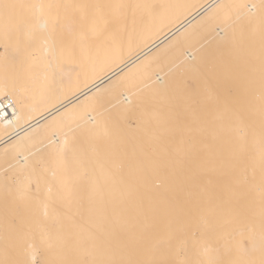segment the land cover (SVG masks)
Instances as JSON below:
<instances>
[{
  "label": "bare ground",
  "instance_id": "bare-ground-1",
  "mask_svg": "<svg viewBox=\"0 0 264 264\" xmlns=\"http://www.w3.org/2000/svg\"><path fill=\"white\" fill-rule=\"evenodd\" d=\"M9 5L16 7L1 18L0 190L13 178L20 184L36 181L31 173L38 171L52 177L41 180L46 194L54 191L57 171L87 173L90 180L65 202L40 203L38 222L24 232L41 241L22 245L26 264H264V45L258 57L247 47L225 55L228 71L240 73L222 79L232 89L233 95L228 89L229 98L224 97L229 104L224 110L222 101L197 109V131H183L187 138L180 131L177 98L163 105L178 123L174 131L167 127L162 139L149 136L157 133L151 102L144 96L137 100L146 90L166 88L175 75L168 73L195 66L198 51L183 47L164 72H152L153 65L226 9L235 10L232 23L216 26L207 41L232 40L238 24L261 20L264 0H11ZM124 19L133 20L126 23L128 30ZM84 44L78 51L83 54L73 55ZM257 63L261 74H244L257 70ZM218 65H209L213 76ZM138 77L144 81L129 90L126 85ZM117 114L129 116L136 126L125 119L127 130L139 127L140 133L125 136L113 123L107 126ZM65 177L68 183L70 176ZM11 229L0 220V232Z\"/></svg>",
  "mask_w": 264,
  "mask_h": 264
},
{
  "label": "rangeland",
  "instance_id": "rangeland-1",
  "mask_svg": "<svg viewBox=\"0 0 264 264\" xmlns=\"http://www.w3.org/2000/svg\"><path fill=\"white\" fill-rule=\"evenodd\" d=\"M4 1H5V3H4ZM10 2H11V0H0V4H1L0 5V22H1L0 23V36H1L0 37V42H2V40H3V29H2L3 28V21L2 20H4L5 12L8 10V9L5 10L2 6L5 5V4L9 5ZM152 10H153V14L156 13V11H157L155 8L152 9ZM234 11L235 10H233V9L224 10L221 14H219L217 17H215L207 26H205L204 28L200 29L192 38H190L189 40L184 41L179 46L178 50H176L175 52L170 53L169 55H167V57H165L164 59L160 60L158 63L153 65V67L151 69L152 72H164V71H167L171 67L172 63L174 62V59L176 58V56L179 53L182 54L184 52V50H189V49L190 50H196L197 49V51H198L199 62L195 66H192V67H190L188 69L183 70L182 73L179 72V71H172V72L168 73V74H173V75L175 74V75L174 76L171 75V77L169 79L168 86L166 88H164V89H150V90H146L144 92V94L142 92V94L139 95V97L140 96L141 97L140 98L138 97L137 100H140L141 98L143 99V96H144L143 100L147 99L145 101V103H148V100H149V103L151 102L150 104H147V105H148L149 109L153 110L152 114H154L157 117V119H156L157 120V124H152L153 132H157V133L151 134L149 136H151L153 138L162 139V137L164 138L166 136L167 127H169L173 131L176 130L177 127L175 125L178 122L175 123L174 119L170 120V118H168L166 116V114H165L166 109L163 107V105L164 106L165 105L166 106L170 105V100L173 99V97L177 98L178 101H176V104L179 103V105H180L181 109L179 108V110H180L179 113H181V115L183 117L187 116L186 117L187 119L185 118L187 120L186 121L187 124L184 121V119H182L183 117L180 119L182 121L181 122L182 126L180 127V131L181 132L186 131V130L193 131V130H195L197 128L194 123H197L196 121H199V115H197L198 114L197 109H199L200 107L209 108L208 107L209 103L215 102L218 105V104H221V103H218L220 101H222V103H223V104H221V107H223V106L227 107L228 106L229 99H228V102H226V100L224 101V97L226 96V98H229V97H227L228 96L227 90L229 89L228 91L231 92L232 89L227 84L228 82H226V83L224 82L225 84L222 83V79H224L225 81H227V80L229 81L228 74H240V73H235V72L228 71L230 69H229V62L227 60L228 57H226V56L228 55L230 50H232V48L236 49V48H241V47H247V50L252 52L254 56L258 57V56L262 55V52H261L262 49L261 48H262V45H264L263 44L264 43V12L260 16L261 20H259V22H257V23L246 22V24L249 25L248 26L249 29L248 28H244V27H247V25H244L245 23L238 24L236 27H234V31H236V32L233 34V36H232L233 38L231 37L232 40L229 39V40H226L224 42H216V41H214V42H211V43L207 41V40H209V38L207 39V37H210V35L212 34V32H213V30H214V28L216 26H221V25L222 26H227L228 24L232 23L233 16L235 15ZM127 15L130 16V14H127ZM128 16H127V18H128ZM137 16H138V14H137ZM1 18H2V20H1ZM131 18L132 17H130L128 19H131ZM139 19L142 20V24H143L144 23V21H143L144 19H142V18H139ZM124 20H125V23L124 22L122 23V21H121V23L123 25L125 24L124 26H126L128 24L127 22H129L130 20H127V21H126V19H124ZM132 21H130L129 24H131ZM121 23L119 25L120 27L118 26V29L119 28L123 29V25H121ZM139 24H140V21H139ZM139 24H138V28H139ZM136 25H134V26L136 27ZM255 25H257V26H255ZM253 26H255L256 28L253 27ZM127 27L128 26H126V28L125 27L124 28L126 30H128ZM252 27L254 28V30H252L253 29ZM262 27H263V29H262ZM138 28H133V30L137 31ZM118 29L116 28L115 30H118ZM255 29H257V30H255ZM126 30H122V31L125 32ZM115 32L117 33V31H115ZM119 32H121V31L119 30ZM126 33H129V35H130L132 32H131V30H129V32H126ZM126 33H124V36H125ZM119 35L123 36L122 34H117V36H119ZM121 36H119V37H121ZM204 43H206V44H204ZM183 47L185 48L184 50L182 49ZM84 48H85V44L80 46V48H78L76 46L75 49L77 51L74 49V54L73 55H76L77 57H80L81 56L80 54H83V52L82 53H78V51L79 50L81 51ZM207 62H208V64H207ZM212 62H214L216 64H219L218 67L215 66L218 69V71H217V69H215L216 71L213 73L214 76L212 75V73L211 74L209 73L211 71V69L214 68V65H216V64H214ZM206 64H207V66L209 68H210V66H213V68L211 67L210 70L206 69V68H208L206 66ZM197 65L201 66V69L204 70V71H201L198 68ZM256 65H257V70H255L254 72H252L250 70V72H248V73L245 72L244 74H261V72L258 69L259 63H257ZM187 70L189 72H185V74L183 75L184 71H187ZM203 72L207 73V74L205 75ZM190 73L194 74V75L190 76ZM215 74H217V75H215ZM177 75H179V76H177ZM208 76L210 78H208ZM226 78H228V79H226ZM208 79L212 80L213 82H211V84H210ZM143 81H144L143 78L138 77V78L134 79V81L132 83H130L129 85H126V86H128V89L130 90V89H133V88L137 87ZM218 82L222 83L221 85H219V87H217L218 86L217 85ZM198 83H200V84H198ZM226 84H227V87L223 86V85H226ZM212 85H217V86H213V87H217L218 89L217 88L216 89L218 90V92H217V90H215V88L212 89ZM220 86L223 87L224 90L226 88V90L225 91L223 90L224 92L222 90H219V89H223ZM147 91H149V93ZM219 91H221L223 93L222 97L219 96V94H222ZM147 93H148V95H146ZM168 93H170L171 96ZM216 93H218V95ZM213 94H214L215 97L213 96ZM229 95H231V94H229ZM232 95H233V93H232ZM216 96H219V99H217ZM209 99H211V101H209ZM215 100H217V101H215ZM204 101L206 102L207 106H206V104L203 106ZM226 103H228L227 106H226ZM216 104L213 103V105H215L214 108H216ZM151 106H153L154 108H150ZM189 106H192V107H189ZM221 107H219V109ZM224 107H223V110L225 109ZM162 108L165 109V111L161 110ZM159 109L161 111H163V112H161ZM189 109H190V111H189ZM220 110H222V108ZM223 110H222V112H224ZM116 116H117V118H114ZM114 117H113L114 120H112V121H115V123L112 122V121L111 122L108 121L109 122L108 123L106 121L105 124L107 126H110L113 123V125H111V127H115V128L117 127V129L119 128L120 132L123 131L121 133L122 135L127 134L129 136V134H130L132 136H137L138 135L137 131H139V133H140L141 130H140L139 127L136 128L135 132H133V130L135 128L133 130L131 129V131H130L129 128L127 130L126 123H125L126 120H127L126 122L129 123V124H127V126L128 125H129V127L130 126L131 127L132 126L133 127L136 126L134 124L133 120L129 116L124 118L123 116H120L119 114H117V115H114ZM188 119H190V120H188ZM213 121L216 122V119H214ZM168 122H170L171 124L168 123ZM208 122L211 123L212 120L208 121ZM119 125H122L123 127L119 126ZM186 125H188V126L186 127ZM123 128H124V130H123ZM152 130H151V125H150V131H152ZM196 131H197V129H196ZM136 133H137V135H136ZM186 133H189V132H185L183 134L184 137L186 136L185 138L188 137L186 135ZM127 135H125V136H127ZM160 135H162V136H160ZM189 136L195 137V136H197V134H194V132H193ZM99 138H101V137H99ZM3 162H5V161H3ZM0 164H2L1 161H0ZM63 173L66 174L63 171L62 172L61 171H57V174L55 175L56 179L51 184V186L55 185L54 186V191H52L53 193H47L48 196H47V194L44 192V190L41 187L42 186L41 180H45L46 179V181L49 182V180L52 177L48 178L49 174L47 172H44V171H42V172L38 171L36 173H31V176H34L35 178H37V180L34 181V182L29 183L30 185L25 183V182H21V184H20L19 180H18L19 182H17V178H13V179L8 181L9 183H6L5 188L3 187V189L0 190V220L4 221L5 223H7V225H9L11 227H14V229H11V231H1L0 232V233H2L0 236L1 237L3 236V238L0 237L1 239H3V243H2V240H1V243H0V264H6V263L7 264H19V262H20V264H26V262H25L26 261V256H25L26 250H23L24 246H22V245L25 244V246H26V243L29 240H31V239L33 241H35L34 239H36V241L39 240V243H40V241H41L40 237H39V239L37 237L27 238L29 236H28V233H26L27 232L26 229L29 226L30 227L31 226L34 227L36 225V222H38V220L40 218L39 210H40V203L41 202H44V201L65 202V201L68 200L67 199L68 194L78 193L77 188L79 186L90 185V180L85 176V175H88L87 173H70V172H68V174H66L65 176H67V175H68V177L70 176L69 181L70 180L73 181L71 183H73L74 185L71 184L68 180L67 181H68L69 184L66 182L67 183V185H66V183L64 182V179L66 177L64 176ZM62 177H64V179ZM66 179H68V178H66ZM24 183L26 185H24ZM70 184H71L72 187L69 186ZM27 185L31 186V188H29V190L27 189ZM19 188H21V189L18 190ZM57 188L59 190H57ZM22 189L25 190L27 192V194L25 193V191H24V194H23ZM30 190H31V193L34 192L32 195L30 193ZM59 191H61L62 193H59ZM41 195H42V197H40ZM20 196H21V198H20ZM22 201H24V202H22ZM21 203L23 204V206H22ZM28 204H29V206H28ZM27 206L29 207L28 209H27ZM22 207L25 210H23ZM21 210H23V212L28 210L29 212H31V214H29L28 211H27V213H22ZM19 211H20V213H18ZM19 214L20 215L22 214V216H20ZM24 214H25V216H23ZM10 216H12V217H10ZM37 216H38V218H37ZM19 217H21V218H19ZM23 217H24V219H23ZM8 218H10V220ZM13 218H15V219H13ZM20 219H22V220H20ZM17 224H20V225H17ZM24 231H26V232H24ZM9 236H10L11 239L9 238ZM23 236H24V238H23ZM8 249H10V250H8ZM5 256H6V258H5ZM17 257L19 258V261H18Z\"/></svg>",
  "mask_w": 264,
  "mask_h": 264
},
{
  "label": "snow or ice",
  "instance_id": "snow-or-ice-1",
  "mask_svg": "<svg viewBox=\"0 0 264 264\" xmlns=\"http://www.w3.org/2000/svg\"><path fill=\"white\" fill-rule=\"evenodd\" d=\"M5 10H7V9H9V8H13V7H16L15 5H7V4H5V5H3L2 6ZM33 260H35V255H33Z\"/></svg>",
  "mask_w": 264,
  "mask_h": 264
},
{
  "label": "built area",
  "instance_id": "built-area-1",
  "mask_svg": "<svg viewBox=\"0 0 264 264\" xmlns=\"http://www.w3.org/2000/svg\"><path fill=\"white\" fill-rule=\"evenodd\" d=\"M0 112L2 115L4 114V107L3 106L0 107Z\"/></svg>",
  "mask_w": 264,
  "mask_h": 264
}]
</instances>
